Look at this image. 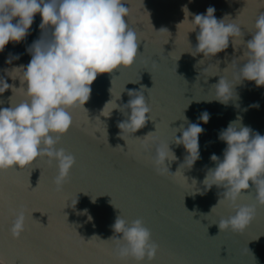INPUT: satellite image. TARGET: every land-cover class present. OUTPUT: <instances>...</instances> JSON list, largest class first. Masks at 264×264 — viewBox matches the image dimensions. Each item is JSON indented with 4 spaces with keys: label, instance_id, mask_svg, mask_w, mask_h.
<instances>
[{
    "label": "water",
    "instance_id": "water-1",
    "mask_svg": "<svg viewBox=\"0 0 264 264\" xmlns=\"http://www.w3.org/2000/svg\"><path fill=\"white\" fill-rule=\"evenodd\" d=\"M124 6L130 9L125 22L138 33V56L131 67L97 76L84 105L87 112L81 106L70 109L73 124L56 148L72 154L76 163L63 187L57 190L56 162L50 165L47 157L22 170L17 166L0 172V258L5 264H136L130 257L120 259L116 250L121 242L109 240L120 238L112 225L121 215L129 223L142 219L159 245L155 259L143 264H264V206H256L255 219L245 231H220L219 222L233 215V208L219 204L211 212L224 189L213 186L205 191L202 183L208 169L215 167L211 155L223 159L227 145L218 134L230 122L240 117L243 125L264 135V87L249 81L237 84L227 105L215 100L212 88L220 75L239 83L238 69L247 63L244 42L252 39L264 0H125ZM209 6L218 20L236 19L243 36L234 38V46L230 40L226 50L204 59L193 52L199 28L192 31V21L195 14H206ZM40 23L37 14L26 38L10 42L0 52V79L16 88L21 87L22 70L15 68L30 62L27 49L41 38ZM17 55L19 59L6 63ZM142 86L153 121L133 135L143 138L156 130L143 141L118 127L130 116L129 108L120 111L131 99L128 92ZM10 98L13 104L27 99L22 87L15 93L9 89L0 94V108L9 107ZM116 103L119 107L113 109ZM205 110L210 114L206 124L198 119ZM188 123L204 128L198 138L200 158L191 167L181 166L187 152L173 143L175 128L186 129ZM160 143H170L177 157L169 173H159L153 162ZM237 203L256 201L250 194ZM21 209L25 229L14 239L10 229ZM93 235L109 241L94 237L85 242Z\"/></svg>",
    "mask_w": 264,
    "mask_h": 264
},
{
    "label": "clouds",
    "instance_id": "clouds-1",
    "mask_svg": "<svg viewBox=\"0 0 264 264\" xmlns=\"http://www.w3.org/2000/svg\"><path fill=\"white\" fill-rule=\"evenodd\" d=\"M124 2L125 0H0V52L10 42L20 43L26 38L37 14L41 17L39 27L42 31L41 38L27 49L31 55L30 62L26 66L15 68L22 70V79L19 80L27 99L13 104L11 97L10 106L0 108V172L17 169V166L22 170L33 165L39 158L47 157L50 165L56 162L58 173L54 184L57 190L63 187L76 163L72 154L66 153L63 148H56L61 137L73 124L70 109L81 106L87 112L84 105L90 98L91 85L97 76L131 67L138 56V33L125 22L130 9L124 6ZM185 10L188 12L187 6L183 7L184 12ZM214 13L215 8L209 6L206 14H195L192 21L195 25L192 31L199 28L193 52L202 53L204 59L226 50L230 40L234 46V38L243 36L241 26L234 22L236 19L226 22V16L218 20ZM254 28L250 32L253 34L252 39L246 43L243 40L247 63L238 69L239 83L233 84L220 75L218 82L212 86L215 89V100L221 104L227 105L235 95V86L244 81L264 87V12L258 14ZM12 59H19V56H12L6 63H11ZM202 61L204 60L199 63ZM20 88L0 79V94L9 89L15 93ZM143 89L145 88L142 86L140 91L128 92L131 99L120 111L129 108L130 116L118 125L122 132L127 130L133 138L142 141L156 131L149 132L143 138L133 135L144 128L148 121H153L152 109ZM109 91L111 93V88ZM255 106L258 107V104ZM118 107L116 103L113 109ZM183 119L186 120V117L183 116ZM198 119L206 124L210 114L205 110ZM175 130L173 143L183 145L187 152L181 166L187 163L191 167L200 158L198 138L204 128L198 123H188L186 129L181 126ZM177 132L182 135L177 137ZM121 138L126 142L122 135ZM218 139L227 145L223 150V159L216 154L211 155L210 159L215 167L208 169L202 183L205 191L213 186L224 189L211 212L219 204H227L233 208L234 214L219 222L220 231L231 229L241 233L255 219L256 206H264V135L243 125L242 118L238 117L237 121L230 122L226 129L219 132ZM145 147H148L147 143ZM115 148L124 149L119 145ZM176 159L170 143L155 146L153 162L159 173H169V165ZM250 194L254 195L256 204L237 203L242 196ZM76 202L77 200L75 204ZM110 203L114 206L112 200ZM25 220V211L21 209L16 213L10 229L14 239H19L23 233ZM112 228L114 233L120 234V238L113 236L109 239L121 242L116 250L120 259L130 257L136 264H143L145 259L149 262L155 259L159 245L152 241L151 232L142 219L129 223L119 215ZM94 237L101 242L109 241L96 235L87 241L83 237L82 239L90 242ZM0 264H5L2 258Z\"/></svg>",
    "mask_w": 264,
    "mask_h": 264
}]
</instances>
